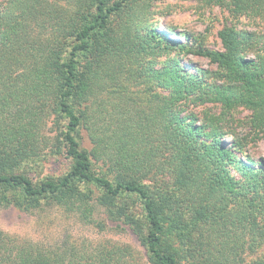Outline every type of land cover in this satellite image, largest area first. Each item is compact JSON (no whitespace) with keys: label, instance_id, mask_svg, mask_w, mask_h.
Wrapping results in <instances>:
<instances>
[{"label":"trees","instance_id":"trees-1","mask_svg":"<svg viewBox=\"0 0 264 264\" xmlns=\"http://www.w3.org/2000/svg\"><path fill=\"white\" fill-rule=\"evenodd\" d=\"M57 1L4 0L0 3V190L4 193H18L24 199L33 201L34 206L38 208L43 206L39 204L40 199L49 197L53 204L68 210L84 206L90 211L88 202L91 196L81 192L76 184V181H89L101 189L102 193L97 198L101 205H114L122 192L133 194L141 200L148 225L141 243L149 253L148 264H180V255L173 245V238L182 239L184 242L191 240L197 248H194V251L203 255L206 264H264V254L246 262L244 257L237 255L235 246L231 243L233 236L238 232L244 238V234L250 229L257 239L262 237L264 230L257 215L240 211L231 219L227 212L219 214L215 204L211 203V198L219 188L223 193L235 196V201L242 196L240 200L243 203L247 200L257 201L261 202L263 207L264 162L258 163V166L252 164L244 147L233 145L230 148L217 136L208 143L198 145L195 139L200 136V128L196 127L191 119L179 116L184 107L174 103L175 100L168 101L155 110V117L166 122L161 124L160 138L162 137L163 141H157L156 147L150 138L151 130L146 126L138 128L121 122L115 128V124L106 123L102 127L103 132L99 133L98 127L86 125V107L82 109V106L89 101L95 83L104 80L106 76V71L101 67L104 59L110 53L122 49L141 52L148 48H161V40L165 38L159 37L155 30L133 35L126 21L122 23L125 27L120 26L118 30L111 28L108 17L112 9H106V4L111 0H64L73 6L95 5V23L83 26L78 24V18L81 17L68 16L67 20L59 22L60 30L75 34L80 44L73 49L67 61L62 60L57 53L49 51L48 47L43 49L44 58L36 60L39 48L35 47L33 30H37L46 20L44 7ZM136 1H141L142 6H146L144 8L152 4V0ZM206 1L212 4H226L224 0ZM229 2L235 17L264 18V0ZM120 5H117L119 8L116 10L124 12L129 8L125 16L131 15L135 8L133 5ZM244 35L251 34L226 29L222 33L226 51L210 52L209 55L227 68L238 67L253 71L251 74L255 75H252L250 80L259 83V79L255 77L264 74V49L262 55L249 59L244 55L245 52H242ZM86 38L87 42L84 41ZM89 43H94L95 48L86 55V62L79 69L77 56L80 51L84 52L89 48ZM168 46H171L170 42L164 48H169ZM31 49L37 53L31 64L22 68L19 58L26 50ZM171 72L166 68L153 69V73L158 77ZM170 80L175 88L172 92L174 98L179 95L178 88H184V92H192L193 88L201 85L194 75L188 74L178 73ZM52 101L54 107L67 120L62 131V142L67 155L73 158L74 163L64 177L58 180H44L37 186L30 178L14 169L40 152L41 145L46 143L42 132L47 116L45 106ZM263 103L256 104L260 106ZM75 106L81 108L78 110L80 114ZM260 109L262 111H258L254 117L259 121L255 125L264 130L261 128L264 126V108ZM82 124L88 129L91 139L92 147L88 152L80 149L74 135ZM158 142L161 143L160 146H157ZM159 149L166 154L164 159L169 167L180 168L177 180L182 186L188 185L187 190L191 186L198 191V183L189 186L195 183L196 177L184 174V169L194 165L203 168L200 172L203 187L197 195L209 192L208 196L206 195L208 198L203 199L198 195L199 197L189 201L192 205L190 211H193L192 220L195 226H199L194 232L195 237H191V234L186 237L184 227L176 215L179 204L185 203L186 199L181 201L176 191L173 192L174 197H171L172 193H155L151 196L136 180L138 175L147 170L158 173L159 167L152 162ZM93 161L107 165V170L116 174L109 176L107 172H95ZM232 166L243 173L241 178H236L230 173ZM242 189L251 192L252 196L246 199L241 195ZM228 205L230 202H225L224 209L228 208ZM260 210L264 211V208ZM202 230L206 235H203ZM239 244L245 246L247 241L243 239ZM135 255L128 245L118 243H110L106 247L100 245L91 250L77 247L75 244L65 248L62 245L53 249L40 248L0 230V264H143Z\"/></svg>","mask_w":264,"mask_h":264},{"label":"rangeland","instance_id":"rangeland-1","mask_svg":"<svg viewBox=\"0 0 264 264\" xmlns=\"http://www.w3.org/2000/svg\"><path fill=\"white\" fill-rule=\"evenodd\" d=\"M3 1L0 0V3ZM224 1L226 4L222 5L217 2L212 4L206 0H152L148 8H144L146 6L143 7L141 1L136 0L109 1L106 9H112L108 17L111 28L118 30L120 26L125 27L122 23L126 21L133 35L155 30L159 37L169 40L171 46L164 48L168 42L162 39L161 48H148L141 52L122 49L110 53L101 66L106 71L104 80L95 83L89 101L82 106V109L86 107L85 116L88 119L86 125L98 127L99 133L103 132L102 127L106 123L115 124V128L121 122L138 128L146 126L151 130L149 137L156 147L157 141H163V138H160L161 128L166 122L155 117V110L164 103L175 100L174 103L184 107L179 116L191 119L193 124L200 128V136L195 139L198 145L208 143L217 136L230 148L233 145L244 147L252 164L258 166V163L264 162V130L255 125L259 121L254 119L257 112L262 111L260 107L264 108V103L260 106L256 104L264 102V74L255 77L260 81L256 83L250 80L252 75H255L251 74L253 71L238 67L227 68L209 55L210 52L226 51L222 41V33L226 29L251 34L244 35L242 48V52H245L244 55L249 59L262 55L264 18L235 17L229 0ZM118 4L133 5L135 8L131 15L125 16L129 8L124 12L116 10L119 8ZM43 10L46 20L37 27V30H33L35 47L39 48V52L26 50L19 58L22 68L31 64L36 53V60L44 58L43 49L46 47L67 61L73 49L80 44V40H77L75 34L62 32L59 22L67 20V17L72 15L81 17L78 18V24L90 26L97 18L95 5L73 6L64 0L52 2ZM84 41L87 42L88 39ZM89 44V48L84 52L80 51L77 56L79 69L86 62V55L95 48L94 43ZM161 68L172 72L158 77L153 73V69ZM178 73L194 75L200 81V87L193 88L192 92H184V88H178L179 95L174 98L172 92L175 88L171 85L170 78ZM53 104L52 101L45 106L47 116L42 132L46 143L41 145L40 152L24 160L14 169L30 178L37 186L44 180H58L64 177L74 163L73 158L67 155L62 142V131L67 120ZM75 109L78 114L81 113L78 111L81 108L75 106ZM74 135L80 149L88 152L92 147L88 129L82 124ZM160 145L158 142L157 146ZM160 149L152 162L159 167L158 173L147 170L138 175L139 178L136 180L151 196L155 193H172L171 197H174L173 192L176 191L181 201L186 199L185 203L179 204L176 215L184 227L186 237L190 234L191 237H195L194 232L199 226H195L192 220L193 211H190L192 205L189 201L199 197L198 195L203 199L208 198L209 192L197 195L203 187L200 178L203 168L194 165L184 169V174L196 177L195 183L189 186L198 183V191L191 186L187 190L188 185L182 186L177 180L180 168L169 167L164 159L166 154ZM93 169L99 174L103 172H107L109 176L116 174L110 173L107 165L101 162H95ZM229 171L236 178L243 175L234 166L230 167ZM76 184L81 192L91 196L88 202L90 211L84 206L68 210L66 207L53 204L49 197L41 198L39 204L43 206L38 208L34 206L33 201L24 199L18 193H4L0 190V230L40 248L53 249L61 245L65 248L75 244L77 247L91 250L100 245L106 247L110 243L128 245L141 263L148 264L149 253L141 243L148 226L141 200L133 194L122 192L114 205H101L97 201L102 193L100 188L93 186L89 181H76ZM242 191L240 194L246 199L252 196L248 190ZM214 194L211 203L215 204L219 214L227 212L232 219L238 212L247 211L257 215L264 230V211L260 210L264 206L261 207V202L247 200L244 204L240 200L242 196L235 201V196L223 193L219 188ZM3 196L6 197L2 198ZM225 202H230L226 209ZM262 234V237L257 239L250 229L242 238L243 235L238 232L231 240L235 246L234 251L240 257H244L246 262L261 257L264 254V232ZM203 235H206V232L203 231ZM243 239L247 241L245 246L239 244ZM172 241L181 256L180 264H206L203 255L194 251V248H197L193 246L191 240L184 242L182 239L173 238Z\"/></svg>","mask_w":264,"mask_h":264}]
</instances>
